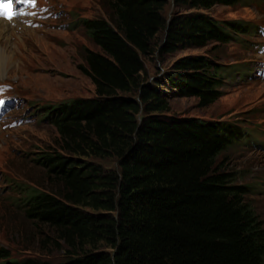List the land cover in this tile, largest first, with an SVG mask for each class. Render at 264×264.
Instances as JSON below:
<instances>
[{"label": "trees", "instance_id": "obj_1", "mask_svg": "<svg viewBox=\"0 0 264 264\" xmlns=\"http://www.w3.org/2000/svg\"><path fill=\"white\" fill-rule=\"evenodd\" d=\"M103 2L105 15L75 20L98 47L86 46L78 63L95 93L37 105L55 129L53 145L32 153L39 177L13 179L1 209L20 215L24 248L41 255L9 257L0 247L8 259L0 264H264V218L241 169L225 159L243 126L168 113L144 62L216 42L154 79L201 106L213 102L232 66L213 56L218 44L254 29L206 10L244 1L171 0L169 17L168 0Z\"/></svg>", "mask_w": 264, "mask_h": 264}, {"label": "rangeland", "instance_id": "obj_2", "mask_svg": "<svg viewBox=\"0 0 264 264\" xmlns=\"http://www.w3.org/2000/svg\"><path fill=\"white\" fill-rule=\"evenodd\" d=\"M242 1L234 5L216 3L206 10L219 19L250 22V28L254 29L218 44L213 56L232 66L222 65L229 68L222 74V94L213 102L201 106L197 97L175 94L154 79L162 78L163 72L178 57L203 54L216 42L177 48L163 57L155 54L144 62L147 79L151 78L167 97L168 113L227 120L243 126L244 134L230 147L225 159L235 169H241L243 179L250 187L248 195L264 218V0ZM37 2L42 8L47 7L48 16L6 21L14 27L10 34L12 58L0 74V100L15 97L11 109L0 111V247L9 251V257L16 258L41 255L31 248H24V240L29 235L18 225L20 215L10 213L5 217L1 210L7 205L4 200L12 191L13 179L30 182L28 179L39 177L42 170L30 160L32 153L53 145L55 129L40 117L37 105L73 96L94 95V84L78 68V63L82 61L86 46L98 47L75 20L105 15L103 0ZM173 9L171 0H168L164 7L165 16L169 17ZM91 160L107 167L117 164L115 158L91 157ZM0 261L7 263L8 259L0 257Z\"/></svg>", "mask_w": 264, "mask_h": 264}, {"label": "bare ground", "instance_id": "obj_3", "mask_svg": "<svg viewBox=\"0 0 264 264\" xmlns=\"http://www.w3.org/2000/svg\"><path fill=\"white\" fill-rule=\"evenodd\" d=\"M16 18L19 17H15L13 19ZM6 21L7 20L5 19H0V74L3 71L5 65L12 58L10 51V47H11L10 34L14 32V27H12L10 23H8L11 20L8 22Z\"/></svg>", "mask_w": 264, "mask_h": 264}, {"label": "snow or ice", "instance_id": "obj_4", "mask_svg": "<svg viewBox=\"0 0 264 264\" xmlns=\"http://www.w3.org/2000/svg\"><path fill=\"white\" fill-rule=\"evenodd\" d=\"M21 4H33L35 0H17ZM20 14H23L22 12ZM17 13L13 10V0H6V2L0 4V16L7 20H12ZM4 100H0V104H4Z\"/></svg>", "mask_w": 264, "mask_h": 264}, {"label": "water", "instance_id": "obj_5", "mask_svg": "<svg viewBox=\"0 0 264 264\" xmlns=\"http://www.w3.org/2000/svg\"><path fill=\"white\" fill-rule=\"evenodd\" d=\"M147 83L151 84L152 86H155V83L151 80V78L147 80Z\"/></svg>", "mask_w": 264, "mask_h": 264}]
</instances>
